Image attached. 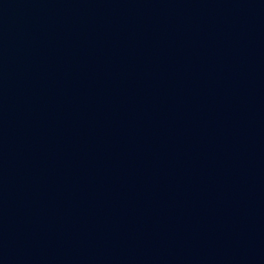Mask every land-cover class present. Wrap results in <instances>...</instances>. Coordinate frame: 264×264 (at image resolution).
Masks as SVG:
<instances>
[{
    "label": "water",
    "instance_id": "water-1",
    "mask_svg": "<svg viewBox=\"0 0 264 264\" xmlns=\"http://www.w3.org/2000/svg\"><path fill=\"white\" fill-rule=\"evenodd\" d=\"M0 264H264V0H0Z\"/></svg>",
    "mask_w": 264,
    "mask_h": 264
}]
</instances>
